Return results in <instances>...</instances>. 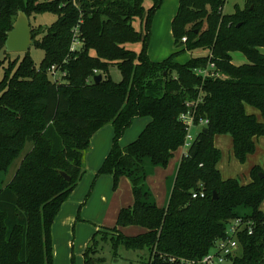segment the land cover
<instances>
[{"label": "trees", "instance_id": "obj_1", "mask_svg": "<svg viewBox=\"0 0 264 264\" xmlns=\"http://www.w3.org/2000/svg\"><path fill=\"white\" fill-rule=\"evenodd\" d=\"M151 1L145 10L143 0H0V68L8 63L0 81V174L20 159L9 182L0 178V264H53L52 225L84 175L90 139L108 124L112 145L95 177L111 176L114 187L127 178L133 203L118 212L113 229L92 237L83 264H101L97 239L145 255L144 264L197 262L226 238L236 219L252 223V233L245 225L240 229L230 264H264V172L254 168L245 185L223 179L213 142L229 135L232 154L243 163L264 137V124L246 113L250 107L264 118V0H245L232 14L223 13L226 0H178L171 35L179 51L161 62L147 54L152 18L163 0ZM19 11L28 19L56 16L49 27L31 29L33 46L44 53L38 66L28 51L12 61L4 57ZM136 19L140 31L133 27ZM73 36L78 46L71 52ZM132 44L140 51L127 48ZM196 50L208 55L175 62L180 53ZM232 53L242 54L246 64L233 65ZM210 63L218 76L197 74ZM52 66L65 76L53 81ZM112 66L118 83L109 76ZM96 75L102 76L97 84ZM188 110L195 112L194 140L178 165L167 206L159 208L145 180L183 147L179 117ZM138 118L150 122L120 147ZM200 120L207 124L200 128ZM195 192L204 197L192 199ZM127 227L143 232L124 237L120 229Z\"/></svg>", "mask_w": 264, "mask_h": 264}, {"label": "rangeland", "instance_id": "obj_2", "mask_svg": "<svg viewBox=\"0 0 264 264\" xmlns=\"http://www.w3.org/2000/svg\"><path fill=\"white\" fill-rule=\"evenodd\" d=\"M39 2H48L51 0H38ZM245 0H226L223 7V13L232 14L235 6L243 7ZM178 0H163L159 9L154 13L151 22V34L148 43L147 54L152 62H161L177 50L173 45V39L171 35V21L176 13ZM143 6L145 10H148L152 6L151 0H143ZM56 21V16L51 13L32 14L29 17L30 28L37 30L38 28H47ZM133 27L140 31V22L136 19L133 22ZM40 40L41 36L36 37ZM127 48L135 52H139L141 49L140 44L127 45ZM28 53L35 65L38 66L42 61L44 53L41 49L35 48L31 43L28 49ZM207 51L196 50L194 52H182L176 58L175 62L179 64L186 63L189 58L206 56ZM23 53H8L4 57L12 61L16 58H21ZM232 63L235 66H241L246 64V59L240 53H232ZM7 62L0 68V81L3 77L4 68L7 66ZM109 76L113 82L118 83L121 80V76L117 68L110 67ZM247 111L250 115H253L256 121L264 124V118L253 108H248ZM133 127H129L126 136H122L119 141V145H125L128 143V135L132 132ZM110 124L102 127L98 130L90 139L88 149L84 152L83 157V169L86 176V163L91 162L90 157L94 156L97 147L103 146L105 143L112 145L113 134ZM125 131V132H126ZM111 132V135H110ZM214 145L220 151L219 172L223 179H236L240 183L250 182V173L254 168H259L264 172V137L255 140V149L252 154L247 155L243 163L238 162L232 154V142L229 135H216L214 137ZM30 149V144L26 146L24 153ZM182 153L185 150L182 148L177 154L168 162L167 166L162 169H168L173 165V169L178 161L181 160ZM20 159L16 160L14 164L9 168L6 175L0 174V178L5 182H9L13 174L18 168ZM179 162L176 165L178 166ZM97 172V171H96ZM94 173L87 183L85 190L81 197H79V203L75 205L74 217L75 224L67 228L60 221V216L56 217V222L53 223L51 229V239L53 247V264H83V254L86 250V246L92 237L96 236L98 232H101L103 228L113 229L115 227L116 214H113L112 208L114 204L124 197V193L120 197L119 182L114 187L113 178L102 175L95 177ZM0 179V180H1ZM121 179V178H120ZM126 180H128L126 178ZM130 185V182L128 180ZM148 189V188H147ZM149 191V189H148ZM90 192L88 199L85 201L86 195ZM150 193V192H149ZM103 199V200H102ZM131 200V197L129 198ZM132 204V203H131ZM130 204V205H131ZM128 204L125 206L127 207ZM124 208V207H123ZM120 210H118L119 212ZM261 211L264 215V203L261 206ZM142 229L139 227H127L122 228L120 233L124 237H134L141 234ZM98 248L96 258L102 259L101 264H144L146 262V256L133 250H127L123 246L113 247V243L110 240L102 242L97 239Z\"/></svg>", "mask_w": 264, "mask_h": 264}, {"label": "crops", "instance_id": "obj_3", "mask_svg": "<svg viewBox=\"0 0 264 264\" xmlns=\"http://www.w3.org/2000/svg\"><path fill=\"white\" fill-rule=\"evenodd\" d=\"M248 108H250V107H246V113L250 114L247 111ZM149 122H150L149 118H138V119L133 120V122L130 126V128L133 127L132 128L133 130L127 137L129 141H127L128 143H126L125 145L121 144L120 147L123 148L126 145H128L129 143L136 140L137 137L139 136V134L141 133V131L145 128V126ZM111 131L113 134V130H111ZM127 131H128V129H127ZM127 131L124 132V136H126ZM110 135H111V132H110ZM120 142H121V140H120ZM110 148H111V146H109V144H107V143H105L103 146L97 147L96 152H94V156L90 157L91 162L86 163V172H88L87 175L82 177V179L80 180V182L78 183V185L76 186L74 191L70 194L67 201L62 205L58 215L56 216V217L60 216V221H62V223L67 228V232L69 231V228L75 224V217H74L73 210H75V205L79 203V200H80L79 197H81V195H82L83 191L85 190V187L87 186V183L91 179L92 175L94 173H97L96 171H98V169L102 165L104 159L106 158L107 154L110 151ZM181 149L182 148H180L179 150H181ZM179 150H177L174 153V155L177 154ZM183 156H184V154L182 153V157ZM182 157H181V159H182ZM180 161L178 158L177 163L178 162L180 163ZM177 163H176V165H177ZM176 165H175L174 169H173V165L168 169L167 168L162 169L160 167H155V168L150 170V174L147 176V178L145 180V186L149 189L152 200L154 201V203L159 208H165L167 206L171 186L173 184V181H174V178L176 175V171L178 168V166L176 168ZM217 168L219 170L218 166H217ZM107 177H111V176L107 175ZM247 183H249V182H244L241 184L245 185ZM118 189H119L120 197L122 196L123 193L125 195H124V197H121L120 200H118L114 204V206L112 208V211H114L113 214H116V213L118 214V210H121L123 207L126 208L125 206L128 204V202H129V205L127 207L131 206L132 205L131 203H133V198H132V193H131V185H129L128 180H126V178L123 177L120 179ZM130 197H131V200H129ZM260 209H261V207H260ZM54 221L56 222V218ZM115 223H116V219H115ZM105 229H110V228H105ZM141 232H143V230Z\"/></svg>", "mask_w": 264, "mask_h": 264}, {"label": "built area", "instance_id": "obj_4", "mask_svg": "<svg viewBox=\"0 0 264 264\" xmlns=\"http://www.w3.org/2000/svg\"><path fill=\"white\" fill-rule=\"evenodd\" d=\"M185 40L186 39L183 38L181 41L185 42ZM77 46L78 39L73 36L70 51L73 52L77 48ZM214 67V64L210 63L205 69L198 70L197 74L202 76L203 78L218 76V74L213 71ZM49 72L52 76L53 81H58L65 76V72L61 71L55 66H52L49 69ZM179 120L184 125L186 130V135L182 147L186 152L187 148L191 145L194 140V131L196 130L194 110H188L182 113L179 117ZM206 124L207 121L200 120L198 126L201 128L204 127ZM203 197V192H195L192 194V199ZM244 225L247 227L248 235L251 234L252 223H244L242 219H236L227 228L226 238L216 242L213 246V249L206 256H204L201 260L197 262L187 261L185 264H230V260L233 257L234 252L237 250L238 246L236 241V235L240 232V229H242Z\"/></svg>", "mask_w": 264, "mask_h": 264}, {"label": "water", "instance_id": "obj_5", "mask_svg": "<svg viewBox=\"0 0 264 264\" xmlns=\"http://www.w3.org/2000/svg\"><path fill=\"white\" fill-rule=\"evenodd\" d=\"M5 40V50L7 53H25L31 46V28L29 24V19L27 16L19 11L17 12L16 19L12 25V29L7 32ZM94 83L97 84L102 80L101 75H96L94 77ZM204 133L207 132L206 129L203 130ZM60 175L69 181V177L61 172ZM262 177V174H260ZM217 196L215 193L212 194V200H216Z\"/></svg>", "mask_w": 264, "mask_h": 264}]
</instances>
